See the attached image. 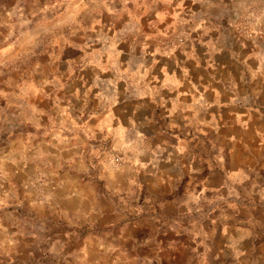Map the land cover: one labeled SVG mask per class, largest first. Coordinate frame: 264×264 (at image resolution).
I'll list each match as a JSON object with an SVG mask.
<instances>
[{
  "label": "rangeland",
  "instance_id": "obj_1",
  "mask_svg": "<svg viewBox=\"0 0 264 264\" xmlns=\"http://www.w3.org/2000/svg\"><path fill=\"white\" fill-rule=\"evenodd\" d=\"M184 1L0 0V264H217L226 229L254 220L243 262L264 264V207L255 185L233 188L242 167L224 142L260 135L249 148H264V119L234 124L225 109L182 124L166 105L144 108L163 144L182 149L166 154L175 164L127 121L144 106L128 62L154 38L182 43ZM229 1L204 33L256 40L264 10Z\"/></svg>",
  "mask_w": 264,
  "mask_h": 264
},
{
  "label": "crops",
  "instance_id": "obj_2",
  "mask_svg": "<svg viewBox=\"0 0 264 264\" xmlns=\"http://www.w3.org/2000/svg\"><path fill=\"white\" fill-rule=\"evenodd\" d=\"M179 1L181 0H177L176 4ZM247 1L250 6L264 10V0ZM184 3L193 4V15L190 20L184 21L185 24L175 34L178 35L177 38L183 37L182 43L177 41V46L166 47L163 44L166 38H154L150 48L138 50L141 52L138 65L133 58L130 59L132 61L129 60L130 69L125 74L128 82L138 83V98L140 104L144 103L140 110L129 112L130 120L127 121L131 126L140 124L136 125L138 133L151 143H157L150 148V151H155L156 159H166L169 162L172 159H167L166 154H175L182 149L173 143L163 144L160 136L155 133L156 113L148 110L145 112L144 108L163 110L162 105H166L171 117L175 120L182 119V124L194 123L195 116L203 117L211 123L217 119H225V109L239 112L232 114L234 124L245 113H248L246 117L250 122L264 119L260 112V109H264V33L255 36L254 41L228 31L223 38L218 37L216 32L204 33L214 25V19H225V11L234 9L235 4H229V0L224 3L216 0H186ZM129 52L127 57L135 54L133 51ZM209 58H213L214 65ZM155 76L157 78L154 80ZM254 137V140L245 136L242 140L235 138L224 142L226 151L233 147L230 156H234L237 164L242 167L241 177L237 174L232 176L233 188L242 190L249 184L255 185L252 200L259 201L264 207V148L254 151L249 148L250 145H260L261 136ZM164 147L167 149L165 155L158 152V149L162 150ZM185 153L189 152L186 150ZM171 163L175 164L173 161ZM178 165L174 167L181 170ZM248 169L249 175L242 177ZM253 173L257 175L251 181ZM242 194L234 191V197H227L228 201L236 205ZM232 214L235 215V212ZM254 221L249 225H235L226 229L222 237L226 239V243L217 264H246L242 253L255 247L258 235L259 221Z\"/></svg>",
  "mask_w": 264,
  "mask_h": 264
}]
</instances>
